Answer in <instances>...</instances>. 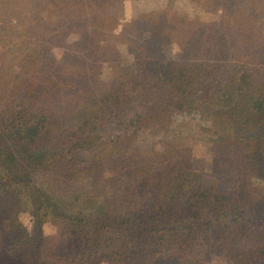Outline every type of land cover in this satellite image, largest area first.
Here are the masks:
<instances>
[{"label": "rangeland", "instance_id": "rangeland-1", "mask_svg": "<svg viewBox=\"0 0 264 264\" xmlns=\"http://www.w3.org/2000/svg\"><path fill=\"white\" fill-rule=\"evenodd\" d=\"M12 3L0 0V82L21 86L23 97L36 95L45 109L58 113L42 140L30 146L46 162L31 163L11 132L4 137L0 225H6L8 234L6 241L0 238V264H116L89 257L110 239L109 251L119 253L117 258L136 247H145L148 254L156 247L165 254L182 253L179 247L188 245L183 264L190 259L194 264H264V253L253 247V238L258 234L257 238H264V141L242 142L235 136L240 127L264 133V121L253 124L258 119L251 117L245 121L244 107L237 111L227 104L208 107L206 101L226 80L237 78V66L264 77V0H72L66 10L48 5L41 11L40 1L36 6L30 0H16V7ZM6 8L19 10L10 14ZM142 58L203 63L210 85L200 84L203 79L192 75L186 86L198 80L196 90L204 89L201 95L189 89L181 95L174 86L165 88L163 95L170 99L160 107L165 113L157 125L137 121L130 130L114 126L110 133L98 120L97 106L88 108L87 101L107 102L118 95L126 100L127 73ZM219 124L229 130H223V139L217 140ZM97 134L102 136L93 138L91 149L77 144ZM12 154L16 159L9 164ZM180 155L189 161L187 166L218 184L214 194L220 200L205 218L214 224L211 231L205 228L206 221L198 220L191 235L165 238L163 247L153 239L139 245L138 238H122L116 225H108L107 217L115 211L130 213L135 206L141 211L144 206L139 200L149 187L143 190L144 182ZM124 156L132 158L131 171L119 167ZM142 175L144 182L136 193L131 192L129 186ZM27 185H34L37 194L46 193V198L51 195L67 216L44 203V219L39 223L35 212L40 202L34 205ZM183 216L187 215L176 213L172 224L181 225ZM16 224L20 230L14 234ZM23 231L28 238H20ZM109 234L117 238H108ZM167 264L180 262L170 257Z\"/></svg>", "mask_w": 264, "mask_h": 264}, {"label": "trees", "instance_id": "trees-1", "mask_svg": "<svg viewBox=\"0 0 264 264\" xmlns=\"http://www.w3.org/2000/svg\"><path fill=\"white\" fill-rule=\"evenodd\" d=\"M30 1L32 6H36L37 2L40 1V11L42 10V6L46 7V10L48 5L55 7L58 6L60 9L66 10L65 7L71 6L72 3V0ZM15 2L16 0H13L12 5L14 7H16L14 5ZM16 9L19 10L18 8H13V10L6 8L5 11L11 14ZM83 9L86 10L85 4ZM40 11L35 10V12L38 13ZM63 26H66V24ZM197 65L198 64L193 65L183 61V59L164 60L142 58L139 61H136L134 68L129 69V72L127 73L128 78L130 77V81L128 85L129 88H127L128 97L126 100L122 101L123 95H118L114 98L111 96L107 102H105L104 99L100 101L98 99H85L84 101L88 100V108H95L97 106V108H95V113L99 114L98 120L110 133L112 132V128L114 126H119V128H122L120 130L123 132L125 130H130L132 125H136L135 123L137 121L148 125L151 123L155 126L157 125V119L161 120L165 113L160 107L162 105H168V101L170 99L163 95V90H165V88H172L174 86L176 87L175 93L181 95H187L188 89L194 90L193 94L195 95H201L204 89L201 88L200 90H196L199 89L198 86H196L198 80H196V83L194 82L195 87L194 83L191 86H186V82L191 80L192 75L196 76L199 80L203 79L200 84H203L206 87L210 85V82H207V78L203 75V72L206 70V66L203 65V63L200 64V66ZM241 68V66H237L235 69V72H237V78L233 77V81L226 80L224 87L219 88V90L215 91L214 95L211 96L210 99L206 100L208 107L210 105L220 107L223 106V104H227L228 108L234 109L235 111L244 107L246 108V112L243 113L245 121H247L248 117H251L258 119L253 121V124L261 123L264 121V77L260 78L256 74L257 72H253L251 69L243 71ZM229 71L230 70H228V72ZM219 83L222 85L223 82ZM34 84L35 83H33V85ZM35 86L37 87L36 84ZM28 90L30 91L32 89L29 87ZM121 90L125 92V88H122ZM219 92L221 93L219 94ZM207 93L208 92H206V94ZM206 94H203V96ZM217 96L219 97L215 98ZM212 97L215 100H213ZM194 98L195 97L192 98V101ZM39 100L40 99L36 98V95H33V97H23L21 95V86L11 85L10 82L8 84L3 81L0 82V158L6 155V149L4 148L6 146V140L4 138L7 135L6 132H11V134L17 138L20 145H23L22 147L27 160L31 163H36L40 160L41 157H38L40 152H37L35 149L34 151L30 148V146L34 147V145L39 143L44 137L45 132H48L53 127V121L56 120L58 112L56 113L49 108L48 110L45 109V104L43 102L40 103ZM197 100L199 101L198 98ZM197 100L195 101L197 102ZM182 103L183 102H181V104ZM98 108L102 111V113L97 110ZM51 113H53L54 116H52ZM85 117V114L81 115V118ZM19 118L22 121L18 124L16 119ZM214 118H216L217 121V116H214ZM218 127L220 129V135L216 133L218 134L217 140L220 138L223 139V130H229L228 127L223 124H219ZM243 130L248 131V133L251 132L252 135L250 137H246V134L242 132ZM238 131L235 136L242 142L243 140L252 141L255 138L259 141H264V133L256 132L255 130L249 131L247 128L241 127ZM113 133H115L114 130ZM238 135L242 137H239ZM100 136L102 135L97 134L87 138L86 141L85 139L79 140L77 144L80 145L79 143L82 142V145L80 146L85 147V145H88V148L91 149L93 146L92 143L94 142L93 138H99ZM235 141L239 142L237 140ZM44 149H46V147H44ZM238 150L240 149L238 148ZM15 159V155H8L9 164L10 160L14 162ZM103 159L108 163L111 161L110 158H106L105 156H103ZM121 159L119 167L130 169L131 171L132 168L129 167L131 164L134 166L133 162L130 163L132 158L124 156ZM186 159L187 158L184 155L173 157V159L170 158V160L167 161V168L159 169L156 172L151 173L150 176L152 179L146 180L147 182L143 181V179L146 178H143V175L139 178L136 177L134 184L129 186V190L131 192L133 191L136 193V187L141 181L145 183L143 190L146 189L147 185L149 186L148 191H146L145 195H143V197L139 200L142 202L144 207L141 211H136V206L132 207L129 210L130 213L124 212L122 215L121 212L115 211L113 216L107 217L106 222L109 223L108 225H116L120 230L122 238H138L139 245L143 244V240L153 239L158 245L163 247L166 245L165 238L177 237V239H179L187 235H191L192 225L195 226L194 222L198 220L205 222V218L208 217L217 206V204L213 203L219 201L220 198L214 194V190L218 187L217 182L216 184L212 183L208 179L211 177H208L201 172H197L192 167L187 166L185 162L189 161ZM40 161L46 162L47 160L43 159ZM133 169L134 171L141 172L137 168ZM184 183H187V185L185 186ZM188 185L191 190H188ZM27 186L28 190L32 192L34 197V205L38 206V201L40 202V206H38V209H36L37 212H35V217L38 219L39 223H42L44 219V215L41 214L44 203L48 204L50 207L55 206L57 208L55 210L57 213L62 216H67V213L66 211L64 212L63 206L60 202L55 201L51 195H48L46 198V193L42 194L40 191V194H37L34 185ZM181 191L185 194L181 195ZM44 213L47 214L46 211ZM141 213H145V215L141 216ZM176 213L187 215L183 216L182 224L179 226L172 224L171 222V217ZM242 214L245 216L244 213ZM159 218L162 221H159ZM211 223L212 222L208 221L204 223L206 224L205 228L210 231L214 225ZM155 225L156 228H153ZM16 226L19 227V224L13 226L12 231L14 234L17 232L15 230H20L17 229ZM201 226H203V224H198V228ZM24 231L22 233L20 232V238H28L29 235L25 236ZM6 234H8L7 227L5 224H1L0 238H3L2 242L6 241V238H4ZM257 237H259V234L256 238H253V247L264 253V238ZM108 238L117 237L114 234H109ZM105 245L106 247L102 250L94 248V250L89 252V257L93 258L94 256H98L103 259H110L108 260L110 263L116 264H164V259H166L165 262L167 264V258L171 257L174 258V260H178L180 264H183L182 261L185 259V256L183 255L184 251L186 250L187 252L185 255L189 253L188 245L179 247L183 249L182 253L171 252L165 254H159L156 247L151 254L145 252V247L141 249L136 247L133 252L128 251L122 255V258H117V256L120 255L119 253L116 251H109L111 245H113L111 239L106 241ZM1 249L2 246H0V250ZM246 258L251 260L249 256H246ZM194 262L195 260L190 259L186 264H194ZM250 264L254 263L250 262Z\"/></svg>", "mask_w": 264, "mask_h": 264}]
</instances>
